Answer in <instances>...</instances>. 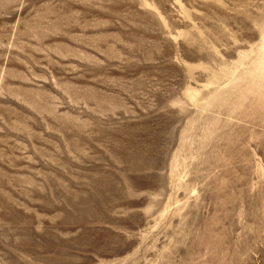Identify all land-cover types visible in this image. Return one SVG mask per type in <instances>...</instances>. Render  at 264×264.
Returning a JSON list of instances; mask_svg holds the SVG:
<instances>
[{"label":"rangeland","instance_id":"obj_1","mask_svg":"<svg viewBox=\"0 0 264 264\" xmlns=\"http://www.w3.org/2000/svg\"><path fill=\"white\" fill-rule=\"evenodd\" d=\"M263 42L264 0H0V264H264Z\"/></svg>","mask_w":264,"mask_h":264},{"label":"bare ground","instance_id":"obj_2","mask_svg":"<svg viewBox=\"0 0 264 264\" xmlns=\"http://www.w3.org/2000/svg\"><path fill=\"white\" fill-rule=\"evenodd\" d=\"M264 43V42H263ZM264 51V50H263ZM264 53V52H263ZM263 55V54H262ZM264 60V59H263ZM260 62H261V60H260ZM263 63V62H262ZM261 65V64H260ZM261 67L263 68V66L261 65Z\"/></svg>","mask_w":264,"mask_h":264}]
</instances>
